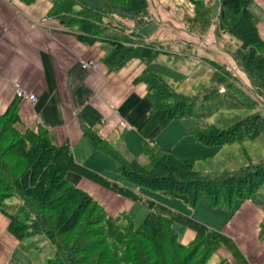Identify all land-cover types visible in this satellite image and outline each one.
Returning a JSON list of instances; mask_svg holds the SVG:
<instances>
[{"label": "trees", "instance_id": "obj_1", "mask_svg": "<svg viewBox=\"0 0 264 264\" xmlns=\"http://www.w3.org/2000/svg\"><path fill=\"white\" fill-rule=\"evenodd\" d=\"M21 1L30 4L34 0ZM99 1V6H93L84 0H52L49 16L67 28H75L77 37L84 42H106L102 63L109 71L122 68L132 59L145 65L135 79L145 84L150 102L138 128L144 139L171 120L203 118L221 108L241 107L249 113L226 128L213 123L193 126L190 134L198 142L207 146L242 143L264 131V116L254 109V101L249 99L248 104L235 98V91L242 89L230 83L220 89L223 75L213 72L210 84L188 94L150 70L148 65L163 51L161 43L142 37L141 28L149 19L148 0ZM192 1L193 12L184 13L181 22L200 34L214 24L217 37L227 33L237 40L236 47L228 52L247 74L264 106V40L258 32V20L249 9L252 0H216L214 21L211 13L215 0ZM125 17L133 22L131 31L126 30L122 20ZM198 99L209 100L211 108L196 110ZM77 118L94 150L112 158L120 181L109 180L77 163L70 143L55 145L46 129H21L16 103L0 113V211L8 217L7 230L18 240L39 235L48 240L53 250L44 264H205L220 247L227 248L233 260L223 257L217 264H249L222 231L137 190L144 187L177 197L191 208L204 199L212 208L231 211L235 200L250 198L263 190L264 156L237 168L202 172L195 169L194 158L178 157L144 141L147 161L142 164L137 158H128L101 135L102 117L91 104L80 108ZM69 172L145 205L148 213L142 224L134 225L123 212L115 217L108 215L89 193L68 180ZM11 199L14 202L7 204ZM175 224L191 229L194 239L181 243ZM260 234H264V223ZM9 264L20 263L11 260Z\"/></svg>", "mask_w": 264, "mask_h": 264}, {"label": "crops", "instance_id": "obj_2", "mask_svg": "<svg viewBox=\"0 0 264 264\" xmlns=\"http://www.w3.org/2000/svg\"><path fill=\"white\" fill-rule=\"evenodd\" d=\"M51 6L52 0H34L30 4L21 0H0V113L16 103L21 129L32 132L39 128L46 129L55 145L69 142L75 161L95 170L99 167L98 161L105 156L94 150L89 138L83 135L77 113L85 104H91L101 114V135L111 142H117V147L125 155L130 154L128 150L135 153L130 137L132 134L137 142L140 140L142 148L143 142L147 141L155 148L171 151L166 147L172 144H164L161 136L167 125L157 127L146 139L138 131L150 107L145 84L135 81L145 65L132 59L122 68L109 71L102 63L107 43L102 40L91 43L80 40L75 28H67L49 16ZM249 9L258 20V32L264 40V0H252ZM148 10V22L156 21V26L152 30L149 29L151 25L146 26L145 30L142 27V37L161 43L163 51L154 62L173 63L177 70H184L187 64L185 57L205 63L214 59L215 55L222 57L229 68L238 73L229 52L221 48L213 32H208L204 38L188 31L179 13L172 14L163 0H148ZM132 24L127 27L131 28ZM206 38H211L209 44L203 40ZM189 49L194 52L190 53ZM84 61L97 62V69L82 68ZM182 61H186L185 65L180 66ZM153 64V70L161 71L155 66L156 63ZM17 88L34 93L36 101L19 102L15 96ZM187 134H190L189 130L181 132L180 137L193 143L194 139L186 137ZM195 150L197 147L193 146L185 152ZM182 151L183 147L175 148L174 153L186 155ZM67 178L89 193L108 215L115 217L122 212L132 214V200L74 172H69ZM138 191L173 206L162 199L166 197L154 191L142 188ZM260 198L261 195L254 194L235 202L232 211H227L230 215L210 207L217 218L202 216L196 210L183 212L229 236L249 264H264V234H260L261 224L264 223V206L260 204ZM7 225L8 217L0 211V264H9L11 260L22 264L30 250L23 245L24 239L18 240L9 233ZM175 229L181 243L187 244L194 239L195 234L191 229ZM34 243L33 246L37 247ZM215 253L219 258L232 259L231 252L225 247H220Z\"/></svg>", "mask_w": 264, "mask_h": 264}, {"label": "rangeland", "instance_id": "obj_3", "mask_svg": "<svg viewBox=\"0 0 264 264\" xmlns=\"http://www.w3.org/2000/svg\"><path fill=\"white\" fill-rule=\"evenodd\" d=\"M86 3L93 5V6H99L100 1L99 0H84ZM152 1V0H150ZM165 3V6L168 8V10L172 13L175 14L176 12L179 13L181 21L184 13H189L191 14L194 10V3L192 0H163ZM94 2V3H93ZM217 12H218V2L215 0V2L212 5V19L213 21L216 20L217 18ZM150 17V16H149ZM216 17V18H214ZM123 22L126 25H131L133 22L130 20L128 17H125L122 19ZM149 20V19H148ZM183 24V23H182ZM125 25V26H126ZM151 25L149 27L150 30L156 26V21H150L146 23L143 27L145 30V27ZM183 26L187 29V27L183 24ZM215 26L212 24L209 29L203 33L200 34L197 30H189L193 33H196L197 35L201 37H206L207 33H212L214 34L215 40L218 41V44L221 46L222 49L229 51L233 50L236 47L237 40L232 37L231 35L227 33H222L220 35H216L215 33ZM120 30V29H119ZM127 31H131L132 29L126 26ZM130 37H132L130 35ZM209 39V40H208ZM211 38H206L203 39L205 43L209 44ZM189 52L192 53L194 52L193 49H189ZM230 54V53H229ZM232 60L237 66L238 73L235 69L229 68V65L226 63V61L222 57H217L213 55L214 59L205 61V63L197 62L189 58H184L187 60L186 68L184 70H177V67L175 64L172 63L170 65L168 62H151L148 66L150 70L158 73L161 75L166 81L173 83L174 85L180 83L176 88L178 91L184 92V93H195L198 90H202L205 85H208L211 83L210 81V75L213 72L219 73L223 75V83H220V89L223 90L225 85L224 83L231 84L232 87H238L239 89H242L240 91H235V98L237 99H242L243 101L247 102L250 104L249 99L254 101L255 105L254 109L260 112L264 116V106L261 104L262 102L260 101V98L254 92V90L251 88V84L249 81V78L247 74L239 67L237 64L236 60L233 58V56L230 54ZM186 61H182L180 66L185 65ZM222 62V63H221ZM156 63L155 66L160 69L161 71H155L153 70L154 64ZM181 68V67H180ZM204 74V75H203ZM235 87V88H236ZM231 91H234V89H230ZM239 97V98H238ZM217 100V99H216ZM223 100V99H222ZM212 106V103L209 100H203V99H198L196 102V110H208ZM251 106V105H250ZM249 113V110L246 108H221L219 110H216L215 112L210 113L208 116L203 117V118H195V117H186V118H180L176 119L172 122H169L164 130L162 132L161 136L164 139V144H172L168 147H166V150L170 149L173 154L175 148L179 149L183 147V151L185 152L186 150H189V148H193V146L197 147V150L195 151H187L183 154V156L176 155L181 158H194L195 159V169L200 170L202 172H213V171H219L222 169H232V168H237L239 166H242L244 164H247L249 162H258L260 158L264 156V131L257 136L255 139H248L243 141L242 143H232V144H224V145H214V146H207L204 145L200 142H198L193 135L187 134L186 137H190L189 139H194L193 143L190 141V143L186 140L187 138H181V132H184L186 130H191L192 126L194 125H200L204 126L206 124H216L221 128H226L232 123H234L238 118L245 116L246 114ZM132 137V149L134 150L135 153H133L131 150L129 151V155L127 156L128 158H137L139 162L142 164H145L147 159L143 153V148L142 145L140 144V140L135 139V135H131ZM181 140L177 143V140ZM111 145L114 147H117V142L115 141H110ZM176 143L178 145H176ZM174 148V149H173ZM157 149H159L157 147ZM162 151H165L163 149H159ZM99 152V151H98ZM101 152V151H100ZM103 153V152H101ZM190 154V155H188ZM105 158H102L98 161L99 167L97 170L92 169L90 167H87L88 169L108 178L109 180L112 181H118L120 178V175L115 171V163L110 158L107 154L103 153ZM84 165V164H83ZM145 190L144 187H140ZM139 188V189H140ZM138 189V190H139ZM137 190V191H138ZM151 191V190H150ZM157 193V195H160L162 198L165 199V201H169L170 204L172 205H166L164 203H161L157 201L154 198H150L156 202H159L161 204L166 205L167 207L177 210L183 214H186L188 216H191V214H188L186 212H183L184 210H189V211H194L196 210L198 214H202V216H208L210 218L217 216L211 211V208L208 204V202L204 199H201L197 205L194 208H190L182 199L177 198V197H169L166 196L160 192L154 191ZM143 196L147 197L144 192H140ZM254 194H259L261 195V198L259 199V202L262 206H264V186L263 190L257 191ZM149 198V197H148ZM240 199L235 200V202L239 201ZM14 201L7 200V204H12ZM234 202V203H235ZM178 207V209L176 208ZM213 209V208H212ZM217 209V208H215ZM218 211L220 213H224L230 215L227 210L220 209V210H214ZM232 211V210H231ZM131 215L128 214V216L131 218L132 222L134 225L139 226L142 224L143 220L146 217V214L148 213V209L146 208L145 205H143L140 202H134V207L131 211ZM195 218V217H193ZM197 219V218H195ZM199 220V219H197ZM201 222H204L202 220H199ZM205 223V222H204ZM208 225L207 223H205ZM209 226V225H208ZM176 227H185L180 224H175ZM213 228V227H211ZM215 229V228H213ZM217 230V229H215ZM220 231V230H218ZM36 241V242H35ZM35 242V243H34ZM33 243L35 246H33ZM23 245L28 246L27 249L28 251L30 250V253L27 254L26 257H24L22 264H44L46 256L52 252V248L48 242V240L44 236H33L29 238H25L23 241ZM220 258L218 255L215 253L211 255L205 264H217ZM20 263V262H19ZM21 264V263H20Z\"/></svg>", "mask_w": 264, "mask_h": 264}, {"label": "built area", "instance_id": "obj_4", "mask_svg": "<svg viewBox=\"0 0 264 264\" xmlns=\"http://www.w3.org/2000/svg\"><path fill=\"white\" fill-rule=\"evenodd\" d=\"M81 67L84 69H88V68L97 69L98 63L94 61H84L81 63ZM15 96L19 102L34 103L36 101V96L34 93H29L22 88L16 89Z\"/></svg>", "mask_w": 264, "mask_h": 264}]
</instances>
